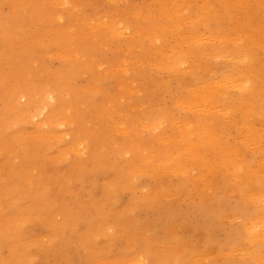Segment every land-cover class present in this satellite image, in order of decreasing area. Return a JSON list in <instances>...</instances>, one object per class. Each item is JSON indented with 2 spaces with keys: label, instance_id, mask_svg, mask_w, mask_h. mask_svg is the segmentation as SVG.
Returning <instances> with one entry per match:
<instances>
[{
  "label": "rangeland",
  "instance_id": "374dc122",
  "mask_svg": "<svg viewBox=\"0 0 264 264\" xmlns=\"http://www.w3.org/2000/svg\"><path fill=\"white\" fill-rule=\"evenodd\" d=\"M16 71L36 88L61 85L53 104L68 106L57 119L74 123L50 130L74 126L83 149L99 141L140 184L123 191L121 202L148 206L142 231L162 239L171 230V252L183 240L210 262L215 242L231 247L224 228L252 223L256 198L264 202V0H0V83ZM26 101L0 97L13 148L50 142L36 118L26 119L34 109L18 110ZM47 158L56 162L54 153ZM12 162L21 166L23 158ZM103 168L108 175L97 179L105 182ZM32 234L50 247L44 230ZM121 245H129L126 259L139 253Z\"/></svg>",
  "mask_w": 264,
  "mask_h": 264
},
{
  "label": "bare ground",
  "instance_id": "6f19581e",
  "mask_svg": "<svg viewBox=\"0 0 264 264\" xmlns=\"http://www.w3.org/2000/svg\"><path fill=\"white\" fill-rule=\"evenodd\" d=\"M28 51L23 47L19 54L25 58ZM30 62L27 59V63ZM8 78L9 83H0V97L9 102L25 98L26 103L18 105V110L28 112L33 108L26 119L30 122L36 118V130L45 133L50 142L13 148L12 142L4 139L2 125L9 115L0 113V248L9 246L6 256L0 252V264H51L49 257L57 258L55 264L84 263L87 258L92 260L91 264H264L262 200L256 198L258 207L252 223L242 222L224 228V238L231 247L228 242L227 245L215 242L216 259L206 262L205 253L189 248L183 240L175 241L180 250L171 252L168 248L171 230L165 231L162 239H154L142 231L145 220L141 214L148 206L140 200L121 202L123 191L136 189L140 184L129 172L122 171L111 154L100 149L99 141L85 143L83 149L79 147L82 142L76 137L74 126L59 134L51 131L54 123V127H68V123H74L73 119L68 123L57 119L68 106L53 104L61 85L42 84L36 88L31 83H20L18 71ZM219 88L223 89L224 85ZM196 94L197 100L206 101L204 94ZM202 135L203 142L212 141L209 135ZM52 153L55 163L47 158ZM69 153L73 154L72 158ZM82 153L89 157L82 159ZM14 155L23 158L21 166L12 162ZM103 166L110 174L105 182L103 179L108 174H104ZM227 167L234 179L240 178L239 166L229 163ZM33 169L39 173L31 174ZM100 175L102 181L97 179ZM6 178L13 180L6 181ZM109 188L112 190L106 193ZM101 191L106 196L96 200V193ZM33 229L48 233L45 237L50 247L42 248L43 238L32 234ZM101 242L112 245L115 251L99 247ZM127 243L139 249V253L126 259L129 245L121 244Z\"/></svg>",
  "mask_w": 264,
  "mask_h": 264
}]
</instances>
